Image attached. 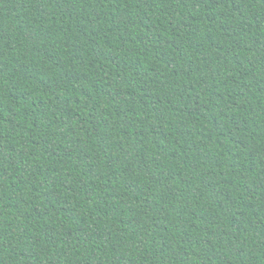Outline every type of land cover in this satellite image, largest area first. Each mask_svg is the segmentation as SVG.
<instances>
[{
	"label": "trees",
	"instance_id": "16d2710c",
	"mask_svg": "<svg viewBox=\"0 0 264 264\" xmlns=\"http://www.w3.org/2000/svg\"><path fill=\"white\" fill-rule=\"evenodd\" d=\"M0 264H264V0H0Z\"/></svg>",
	"mask_w": 264,
	"mask_h": 264
}]
</instances>
